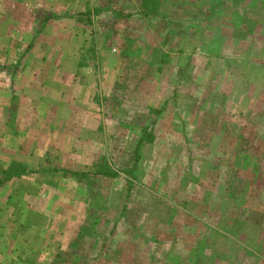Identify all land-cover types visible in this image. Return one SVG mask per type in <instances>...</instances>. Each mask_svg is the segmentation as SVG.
I'll use <instances>...</instances> for the list:
<instances>
[{"label":"rangeland","instance_id":"374dc122","mask_svg":"<svg viewBox=\"0 0 264 264\" xmlns=\"http://www.w3.org/2000/svg\"><path fill=\"white\" fill-rule=\"evenodd\" d=\"M0 264H264V0H0Z\"/></svg>","mask_w":264,"mask_h":264},{"label":"crops","instance_id":"0c3cea01","mask_svg":"<svg viewBox=\"0 0 264 264\" xmlns=\"http://www.w3.org/2000/svg\"><path fill=\"white\" fill-rule=\"evenodd\" d=\"M45 16H46V18L43 21L44 25H45V22L47 23L51 19L47 15H45ZM99 16H100V14L97 15V16L92 15V18L94 17L93 21L95 20V18H98ZM30 17H31L32 23L34 24V22H35L34 21V16H30ZM94 23L95 22H93V25H94ZM75 26L77 27V24H75ZM109 32H110V34H111V32L113 34V31H111V29L109 30ZM114 35H116V34L114 33ZM59 40H61V39H59ZM67 40L68 41H66V45L65 46L62 45V46H64L65 48H68V49L74 48L75 40L73 38H70V40L69 39H67ZM87 40L88 41H93L92 44L96 45V46L101 44V41L99 42V41L93 40V39H87ZM95 41H96V43H95ZM113 41H115V40L114 39L111 40L109 38L108 43L109 42H113ZM114 43L115 44H113V47L116 45V42H114ZM104 45H106V43ZM31 46H32V42L29 43V47H31ZM77 47L78 46L76 45L75 48H77ZM73 53L74 52H71V51L68 50L67 54L63 55L64 56V61L62 60L63 56H61L59 60L55 61V60L52 59L53 57H51V55L48 54L47 48H45L44 54L42 56L38 57L39 60H37V65L39 67L38 68L35 67V68H37V70L35 69L37 72L36 73L35 72L32 73L31 76H34L37 79L46 80L47 77L45 78V75H44V78H43V74L42 73L46 74V73L52 71L55 65L63 64V62L67 63L68 60L72 57ZM68 54H71V57ZM76 57H78V52H76ZM56 58H59V57H56ZM20 62H21V59L20 60L18 59L15 63H12L9 67L16 69L17 65L20 64ZM71 63H73V61H71ZM33 70H34V68H33ZM56 70H57L56 74L59 76V74L61 72V71L59 72L60 68H57ZM40 73H41V76H39ZM11 74H15V71L12 70ZM72 74H75V73H72ZM72 74L70 73V77L72 76ZM58 76L57 77H53V78L55 80H60L61 79L63 81L64 77H58ZM82 76H84V75L82 74ZM80 77L81 76H78V82L77 83H75L77 80L74 82L71 78L65 77L66 79H64L65 81L62 82L63 84L62 85L58 84L60 89L59 88H56V89L60 90V93H59V91H57L58 93L55 94V97H52L53 94L50 93V92L49 93H44V92H46L44 90L46 88V86L49 89V84L47 82L43 81V82H41L42 86H39V88H41V89H39V90H41L40 93L38 95H35L33 97V99L31 98L33 100V102H31V101L29 102V105L31 104L30 107H29V110H31L32 112H39L41 114V113H44L45 110H48V111L52 110V111H55V112L58 113V120L57 119H49V121L50 120H55L56 121V123L54 125V128L58 129L57 127H59L58 130L60 131L61 135L63 134V131L65 129H69V126H75V122H76V126H78L80 124L81 121H79L77 119H79V118L82 119V117H81L82 116V112H83V110L85 108V105L87 104L88 99H93L94 100V97H95V95H92V97H89V91L87 89H85V83L87 82L86 80L88 79V77L87 76L83 77L82 81H79ZM89 86H90V83H89ZM170 94L173 96L175 94V92H171ZM165 101L166 100L162 101V106L163 107L166 104ZM45 102L50 103V104L46 105ZM90 107L91 106L86 105V108H87L88 111H90L88 109ZM94 110H96V109H92V112H94ZM157 110H159V109H157ZM88 119L89 118L86 117V119L84 121H82V122H86V120L88 121ZM94 121H92V123L86 122L87 123L86 125H84V123L81 122V124L79 125V135H77V136L78 137L83 136L82 135V130L84 128H87L88 131H91L90 135H88V136L90 138H92V140H94V142H100L99 141L101 139L100 131H101V128L103 127V125H102L100 119L96 123ZM68 132H69V130L67 131V133ZM67 133L64 135V138H67V140L69 141L70 137L67 135ZM88 136L84 137L82 142H90L91 139L87 138ZM139 142H141V141L138 140L137 143H139ZM147 142L150 143L151 140L149 139V140H147ZM115 170L118 171V169H115ZM115 172H113V173H115ZM139 174L138 173H134L133 175H139ZM145 193H146V195H149L148 192L145 191ZM142 200H146V199H142ZM159 201L162 202L161 203L162 207H160V205H157L158 208H159L157 210L158 213L162 214L164 216H168V207L166 206L165 201H163V200H159ZM159 201H157V203H160ZM125 204H127V203H125ZM128 208H129V206L126 205L125 209H128ZM174 212L175 211L173 210L170 214H172ZM125 214H126V212H125ZM129 217H130V215H129ZM142 217L145 218L146 215H143ZM56 257L57 256H55V259H56ZM52 262H54V258L52 259Z\"/></svg>","mask_w":264,"mask_h":264},{"label":"trees","instance_id":"16d2710c","mask_svg":"<svg viewBox=\"0 0 264 264\" xmlns=\"http://www.w3.org/2000/svg\"><path fill=\"white\" fill-rule=\"evenodd\" d=\"M56 258H59V255Z\"/></svg>","mask_w":264,"mask_h":264}]
</instances>
